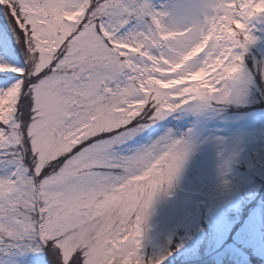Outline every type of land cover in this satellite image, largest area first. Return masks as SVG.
I'll return each mask as SVG.
<instances>
[{
    "label": "snow or ice",
    "instance_id": "6c2138e0",
    "mask_svg": "<svg viewBox=\"0 0 264 264\" xmlns=\"http://www.w3.org/2000/svg\"><path fill=\"white\" fill-rule=\"evenodd\" d=\"M256 19L264 0H0L8 264H43L41 252L50 264H161L141 253L143 225L189 145L142 143L146 130L189 100L238 99L247 74L264 80V60L245 65Z\"/></svg>",
    "mask_w": 264,
    "mask_h": 264
},
{
    "label": "rangeland",
    "instance_id": "374dc122",
    "mask_svg": "<svg viewBox=\"0 0 264 264\" xmlns=\"http://www.w3.org/2000/svg\"><path fill=\"white\" fill-rule=\"evenodd\" d=\"M252 23L258 39L246 53V69L264 60V20ZM4 27L0 23V32ZM8 38L22 62L10 30ZM146 132L151 135L142 143L182 139L189 151L171 185L153 197L142 255H164L161 264H264V80L259 73L254 79L246 75L238 99L189 100ZM32 259L18 261L31 264ZM39 259L50 264L46 253ZM0 264H8L4 252Z\"/></svg>",
    "mask_w": 264,
    "mask_h": 264
}]
</instances>
